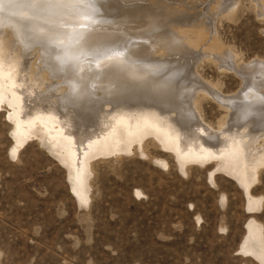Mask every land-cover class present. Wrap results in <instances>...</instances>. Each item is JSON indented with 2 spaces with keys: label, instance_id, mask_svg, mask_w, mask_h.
Instances as JSON below:
<instances>
[{
  "label": "rangeland",
  "instance_id": "obj_1",
  "mask_svg": "<svg viewBox=\"0 0 264 264\" xmlns=\"http://www.w3.org/2000/svg\"><path fill=\"white\" fill-rule=\"evenodd\" d=\"M25 1L18 4L22 9H29ZM123 1L92 0L95 11L84 16L81 26L96 23L91 19L96 20V16L107 11L134 16L132 19L127 16L128 23L124 21L126 17L120 22L109 21V31L119 37H103L99 31L104 32L107 28L99 22L93 26L99 30L90 26L98 36L93 38L95 42L88 37L83 41L81 36L72 35L80 53L71 52L72 57L66 55L64 60L69 62L62 61L64 65L79 60L83 68H88L86 62L105 60L91 54L96 50L109 56L123 52L125 56L121 58H129L127 61L133 64L139 63L137 59L162 62L163 71H166V61H170V68L180 70L177 80L190 73L184 84L200 85L210 91L215 89L222 96L237 93L245 86L235 68L250 69L256 65L255 72L263 69L261 72L264 73V0H129L134 2L133 8L123 7ZM166 3L181 5L187 13L183 16L186 22H212L213 32L203 34L198 46L189 45L184 32L192 26L184 22L182 26L179 22L172 28L173 17H170L169 25V18H165V22L157 20L161 29L168 31L167 35L173 36L172 30L177 29L179 37L186 40L177 43L178 47L180 45L179 48L176 45L178 51L170 45L168 52L158 42H151V31H147L149 34L141 31V36L125 39L129 36L127 33L140 31L135 30L140 26H134V20L148 27L146 17L161 14L158 5L165 8ZM139 5H145V10L151 13L136 11ZM10 13L9 9H0L2 19L4 15L6 17L0 22V30H12L5 33L8 41L14 40L15 45L20 42L17 46L23 47H20L21 51L29 53L23 59L26 71L38 74L43 63L41 47L49 45L33 41L24 46L23 39L28 38L34 24L29 20L26 23L5 20ZM86 20H90L89 23ZM68 24L71 22L62 25L63 29ZM126 28H131L132 32ZM16 29H20V38L15 37L18 36ZM43 33V36H49V31ZM67 36L58 40L61 44H52L50 48L61 49ZM134 42L149 44L150 48L137 57L138 53L132 49L135 47L131 46ZM212 42H215L213 49ZM71 44H66V48ZM129 49L132 52L128 53ZM42 72L44 80L52 82L48 71ZM252 72L250 75L255 74ZM251 77L258 78L256 75ZM145 84L142 88L146 89ZM104 85L97 84L96 87L102 88L94 90L92 97L101 95L103 87H107ZM176 89L171 88V94H175ZM189 90L193 89L189 87ZM194 98L197 99L194 113L197 112L205 124L218 128L221 120H227L225 107L209 93L199 92ZM69 106L75 109L73 105ZM235 113L236 116L242 114L239 109ZM11 116V106L5 101L0 102V264H264V166L247 192L235 175L216 167L214 160L182 163L175 150L162 144L155 134H148L140 143L134 142L129 150L93 156L80 196L81 190L76 189L69 167L50 150L49 143L39 136L17 139ZM211 140H216V136ZM257 142L262 144L263 140L259 138ZM253 221L260 232H254V240L249 246V228Z\"/></svg>",
  "mask_w": 264,
  "mask_h": 264
},
{
  "label": "bare ground",
  "instance_id": "obj_2",
  "mask_svg": "<svg viewBox=\"0 0 264 264\" xmlns=\"http://www.w3.org/2000/svg\"><path fill=\"white\" fill-rule=\"evenodd\" d=\"M23 1L25 0H0V9H9L11 12L5 20L11 22H28L27 20H29L31 23L33 22V26L29 24L32 29L29 28L31 31L28 30L30 31L28 38L23 39L24 46H28L27 44L33 41L44 42L49 46L41 47L43 63L40 60V63H42V66L40 65L41 69L37 67L38 74H33L34 72L26 71V62L23 61L29 53L27 54L25 50L21 51L23 47L17 46L20 42L15 45L14 40L12 42H10L11 40L8 41L5 35V33H10L12 30L10 28H7L10 31L0 30V102L5 101L12 108L11 117L16 125L17 139L22 140L28 136H39L41 139L46 140L49 143L50 150L56 153L60 160L69 167L70 177L77 184L76 189L81 190L80 196H82L83 184L86 182V177H88V163L93 156L100 153H116L120 150H129L134 142L140 143L143 137L148 134H155L162 144L175 150L182 163L190 160H214L216 167L225 168L226 171L235 175L248 192L252 183L257 179L259 169L264 166V73L261 72L263 69L255 72L256 68L254 66L256 65L251 67L253 69H248V67L234 69L232 67L238 76H241L245 86L237 93L222 96L215 89L210 91L203 89L200 85L189 84L190 86H187V84H184L190 71L188 76L180 77L177 80L176 76L180 70H176L175 67L170 68V61H166V71H163L161 69L163 67L162 62H140L136 58L139 63L133 64L127 61L129 58H120L115 61L122 65V71L119 73L105 71L109 63L106 59L93 61V63L87 60L89 61L86 62L89 64L88 68H83L82 61L79 60L64 65V63L69 62L64 60L67 58L66 55L72 57V55H69L71 52L80 53L78 42L72 38V35L77 36V38L81 36L83 41L88 37L92 39V42H95L94 39L98 36L91 29L96 28L93 26L99 22L103 24V28H107L104 32L99 31V33H102L103 37L115 38V32L109 31L111 30V27L108 26L109 21L119 20L118 22H120L122 18L126 17L124 21L128 23L127 16L129 15L131 18L134 15L126 13H123V15L111 14L107 13L108 11L103 15L100 13L102 16L94 14L97 18L96 20L91 19V21L96 23L90 24L92 26L90 29V26H81L80 23L85 20L84 16L86 14L94 13L95 10L92 8L95 7V4L92 5L93 7L91 6L92 0H27L25 2L30 7L29 9L20 7L18 3ZM125 1L127 3L123 1L125 4L122 5L123 7L129 8L134 5V2ZM215 3L217 5V2ZM171 5L166 3L165 8L158 5V7L164 9L162 11L160 8L159 11L164 15L155 12L156 15L146 17L145 23L149 24L148 27L137 19L134 20L132 24L140 26L135 30L140 31L133 32L134 34L131 35L127 33L129 36L125 37V35V39L130 40L141 36V31L144 33L151 31V42H158L167 51L170 45L175 49L177 43H181L185 39L183 36L179 37L177 29L172 30L173 36L167 35L166 32L168 33V31L161 29L160 22H165V18H169V25L170 17L175 18H172V28H174V23L178 24L179 22L182 26L184 23L192 26L184 32L189 45H197L203 34L211 35L213 32L212 22L206 23L205 20L186 22L183 16H187V13L186 11L183 12L184 9L180 7L181 5ZM139 7L137 9L134 7V9L143 13H151L149 10H145V5H139ZM4 18H6L5 15ZM155 18L156 20H153ZM3 19L0 16V22ZM157 19L162 20L159 22ZM68 21L71 24L63 29L62 25H67ZM89 21L87 22L89 23ZM39 22L41 24H38ZM45 24H47L46 27ZM14 28L16 27L14 26ZM126 29L131 31L129 30L131 28ZM19 30H15L18 34V36L15 35L17 38L19 37ZM46 30L49 31L47 37L42 35ZM15 31L14 34H16ZM180 31H182V28H180ZM68 32H70V35ZM64 36L67 37H65L61 49L60 47L57 49L50 48L52 44L60 43L58 40H62L61 38ZM70 43L72 44L69 48H66L65 45ZM212 43L211 49H213L215 42ZM148 45L138 42L132 43L131 46L135 47L132 48L133 51L138 53V56L134 55L139 57V54L145 53L148 50L146 48H150ZM130 49L128 53L132 52ZM97 64L100 65L99 68H97ZM167 64L168 67L166 68ZM258 65L261 66V64ZM43 70L48 71L52 82L44 80ZM252 71L255 72L254 75H250ZM255 75L258 78L251 77H255ZM57 80H60V82ZM102 83L107 86L106 88L103 87V93L101 91V95L96 94L95 97H92L95 93L94 90L102 88L96 87L97 84ZM143 83H146V89L145 87L142 88ZM193 83L195 84V82ZM130 86H133V90ZM173 87L177 88L175 94H171V88ZM189 87L193 90L190 91ZM54 92H59V94ZM199 92L209 93L220 105L225 107L227 120H221L218 128L205 124L202 121L203 119L196 115L197 112L194 113L193 106L197 102L194 96ZM156 103L159 107L155 105ZM69 105H73L75 109ZM65 108H67V111L64 112L63 109ZM76 108L79 109L78 116ZM237 109L242 113L239 114L240 116H236ZM230 116L235 117L230 119ZM212 136H216V140H211ZM259 138L263 140L262 144L257 142ZM250 226L249 233L251 236L248 237L247 243L249 246V242L254 240V232H260L254 221ZM259 253L261 254V252Z\"/></svg>",
  "mask_w": 264,
  "mask_h": 264
},
{
  "label": "snow or ice",
  "instance_id": "obj_3",
  "mask_svg": "<svg viewBox=\"0 0 264 264\" xmlns=\"http://www.w3.org/2000/svg\"><path fill=\"white\" fill-rule=\"evenodd\" d=\"M94 57H102L106 59L109 63L105 68V71L109 72H116L119 73L122 71V65L119 63H116L115 61L123 57L125 54L122 52H117L113 56H109L106 54V52L101 50H96L91 53ZM100 65L97 64V68H99Z\"/></svg>",
  "mask_w": 264,
  "mask_h": 264
}]
</instances>
